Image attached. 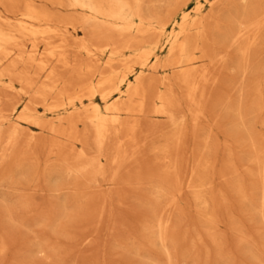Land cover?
<instances>
[{"label": "bare ground", "instance_id": "bare-ground-1", "mask_svg": "<svg viewBox=\"0 0 264 264\" xmlns=\"http://www.w3.org/2000/svg\"><path fill=\"white\" fill-rule=\"evenodd\" d=\"M232 56L238 80L222 79ZM225 83L238 100L218 92ZM215 100L264 174V139L250 127L264 107V0H0V166L19 152L23 180L26 152L40 146L44 162L72 154L62 172L84 188L148 178L195 186ZM148 153L153 174L135 171ZM8 248L0 233V256Z\"/></svg>", "mask_w": 264, "mask_h": 264}, {"label": "rangeland", "instance_id": "rangeland-1", "mask_svg": "<svg viewBox=\"0 0 264 264\" xmlns=\"http://www.w3.org/2000/svg\"><path fill=\"white\" fill-rule=\"evenodd\" d=\"M234 58L222 79L238 80ZM220 88L238 100L237 87ZM213 103L203 126L204 167L195 186L183 183L180 191L171 184L161 189L152 178L84 188L79 177L62 172L63 159L72 154L44 162L40 146L27 150L31 165L23 180L16 153L0 166V233L9 242L0 264H264V174L250 160L232 114ZM262 118L264 107L250 127L264 139ZM33 133L38 142L49 139L38 129ZM195 155L189 131L182 165L187 174ZM35 158L40 164L33 165ZM153 160L148 153L147 163L127 170L153 174Z\"/></svg>", "mask_w": 264, "mask_h": 264}]
</instances>
